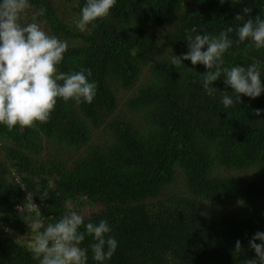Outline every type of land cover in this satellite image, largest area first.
<instances>
[{"label":"trees","instance_id":"1","mask_svg":"<svg viewBox=\"0 0 264 264\" xmlns=\"http://www.w3.org/2000/svg\"><path fill=\"white\" fill-rule=\"evenodd\" d=\"M85 3L30 0L21 20L36 16L66 41L59 70L91 69L97 91L91 104L58 99L35 128L0 124V264H39L22 237L32 239L31 223L54 224L69 211L112 228L117 248L103 264L258 261L249 242L264 232V91L225 108L223 96L236 94L223 76L210 97L204 65L170 61L189 51L186 29L218 35L231 27L225 66L247 67L255 57L264 85V48L235 42L245 20L264 19V0H117L81 32ZM94 242L86 235L80 245L87 264H101Z\"/></svg>","mask_w":264,"mask_h":264},{"label":"clouds","instance_id":"2","mask_svg":"<svg viewBox=\"0 0 264 264\" xmlns=\"http://www.w3.org/2000/svg\"><path fill=\"white\" fill-rule=\"evenodd\" d=\"M116 2L86 0L76 27L81 32L90 31L89 25L94 28L95 21L106 19ZM219 2L223 4L225 0ZM239 2L241 0H232L233 4ZM30 8V0H0V124L9 131L15 126L35 128L37 123H47L58 99L91 104L97 91L96 83L88 79L92 75L91 69L68 73L59 70L68 44L48 34L35 22L36 16L32 17L33 22L22 23V17ZM44 11L41 8L38 14L43 15ZM243 12L251 14L252 9L245 7ZM235 19L243 20L244 17L237 14ZM232 31L229 27L218 35H209L198 33L195 26L190 31L186 29L189 51L181 56L172 55L170 61L175 67L184 60H190L192 65H204L207 71L202 86L210 97L217 91L213 82L223 76L224 83L236 94L235 101L227 94L223 96L225 108L241 103V95L255 99L264 91L261 61L255 57H251L253 62L247 67L225 66L224 54L234 43L229 37ZM237 37L236 43L250 41L256 49L264 48V19L257 15L255 19L245 20L237 30ZM261 111L255 109V115L260 116ZM47 195L43 193L41 198L46 199ZM31 227L37 232L31 252L39 264H87L88 249L80 247L86 235L93 236L95 242L90 245L93 259L101 264L110 259L117 248V241L109 235L112 228L106 220L85 225L84 217L76 211H69L54 224L45 225L38 220ZM81 227L85 231H80ZM256 240L264 242V232H256L249 242L258 261L252 259L246 264H264V243L258 244ZM240 249L241 242L237 240L235 250Z\"/></svg>","mask_w":264,"mask_h":264},{"label":"rangeland","instance_id":"3","mask_svg":"<svg viewBox=\"0 0 264 264\" xmlns=\"http://www.w3.org/2000/svg\"><path fill=\"white\" fill-rule=\"evenodd\" d=\"M33 224H35V223H31V224L29 225V227H31V225H33ZM35 233H37V232H36V231H33L32 227H31V229L27 232L26 236L31 237L32 239H30V240L28 241V238H25V236H24V237H22V240H21L20 242L25 241V242H27V243L29 244V246L31 247V245L34 243V240H35V235H34ZM33 236H34V237H33Z\"/></svg>","mask_w":264,"mask_h":264}]
</instances>
